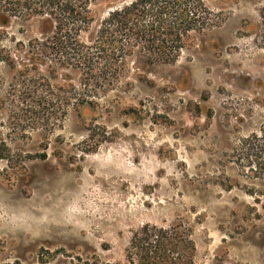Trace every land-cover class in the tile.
<instances>
[{
    "label": "rangeland",
    "instance_id": "rangeland-1",
    "mask_svg": "<svg viewBox=\"0 0 264 264\" xmlns=\"http://www.w3.org/2000/svg\"><path fill=\"white\" fill-rule=\"evenodd\" d=\"M135 0H93L89 42L109 14ZM223 24L195 35L172 65L138 54L120 82L78 106L79 74L33 64L35 20L0 37V191L31 198L43 175L87 189L78 231H0V264H129L133 234L184 220L197 264H264V0H207ZM52 100L50 115L33 106ZM45 156V157H42Z\"/></svg>",
    "mask_w": 264,
    "mask_h": 264
},
{
    "label": "trees",
    "instance_id": "trees-1",
    "mask_svg": "<svg viewBox=\"0 0 264 264\" xmlns=\"http://www.w3.org/2000/svg\"><path fill=\"white\" fill-rule=\"evenodd\" d=\"M93 0H0V37L13 18L35 20L39 37L28 43V59L47 71L61 70L80 76L82 89L69 85L70 100L78 106L94 105V99L120 82L125 62L140 55L146 69L175 64L193 46L195 35L223 24L207 0H135L109 14L99 30L83 42L90 30ZM261 34L264 40V10ZM50 115L52 100L40 96L33 106ZM8 149L0 143V159ZM45 157V156H42ZM193 228L184 220L168 227L147 224L136 231L127 247L129 264H197Z\"/></svg>",
    "mask_w": 264,
    "mask_h": 264
},
{
    "label": "clouds",
    "instance_id": "clouds-1",
    "mask_svg": "<svg viewBox=\"0 0 264 264\" xmlns=\"http://www.w3.org/2000/svg\"><path fill=\"white\" fill-rule=\"evenodd\" d=\"M66 176L43 175L31 198H15L0 191V231L12 235L37 236L51 225L78 231L87 223L91 211L87 189L66 185Z\"/></svg>",
    "mask_w": 264,
    "mask_h": 264
}]
</instances>
